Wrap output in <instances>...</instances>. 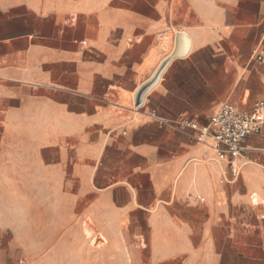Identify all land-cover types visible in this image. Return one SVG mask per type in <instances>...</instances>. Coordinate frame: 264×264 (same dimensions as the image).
Returning <instances> with one entry per match:
<instances>
[{"label": "crops", "instance_id": "1", "mask_svg": "<svg viewBox=\"0 0 264 264\" xmlns=\"http://www.w3.org/2000/svg\"><path fill=\"white\" fill-rule=\"evenodd\" d=\"M260 100L264 0H0V264H264V126L233 179L155 118Z\"/></svg>", "mask_w": 264, "mask_h": 264}, {"label": "built area", "instance_id": "2", "mask_svg": "<svg viewBox=\"0 0 264 264\" xmlns=\"http://www.w3.org/2000/svg\"><path fill=\"white\" fill-rule=\"evenodd\" d=\"M253 55L262 60L256 51ZM160 125L175 126L182 129L190 128L198 132V141L206 137L214 140V150L218 160H225L231 168V176L236 179L240 175L237 161L245 154L246 140L261 133L264 126V100L257 101L250 110H241L226 103L213 115L208 124L199 126L186 114H180L175 120L155 117ZM264 153V150H262Z\"/></svg>", "mask_w": 264, "mask_h": 264}, {"label": "water", "instance_id": "3", "mask_svg": "<svg viewBox=\"0 0 264 264\" xmlns=\"http://www.w3.org/2000/svg\"><path fill=\"white\" fill-rule=\"evenodd\" d=\"M191 49V39L186 32L176 34V43L174 51L168 56L155 71L153 76L145 82L137 91L134 98V105L140 108L144 105L148 94L160 83L163 74L174 59L183 58L188 55Z\"/></svg>", "mask_w": 264, "mask_h": 264}, {"label": "rangeland", "instance_id": "4", "mask_svg": "<svg viewBox=\"0 0 264 264\" xmlns=\"http://www.w3.org/2000/svg\"><path fill=\"white\" fill-rule=\"evenodd\" d=\"M14 264H27L26 257L19 256L18 260Z\"/></svg>", "mask_w": 264, "mask_h": 264}]
</instances>
